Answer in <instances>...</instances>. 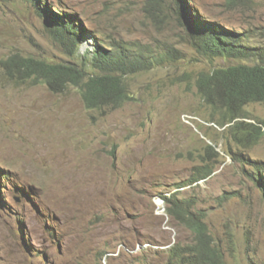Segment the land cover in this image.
Returning <instances> with one entry per match:
<instances>
[{"label":"rangeland","instance_id":"obj_1","mask_svg":"<svg viewBox=\"0 0 264 264\" xmlns=\"http://www.w3.org/2000/svg\"><path fill=\"white\" fill-rule=\"evenodd\" d=\"M62 1L92 32L79 56L50 39L34 8L0 0V61L19 53L82 64L100 41L172 62L130 75L136 100L103 116L76 89L56 95L0 71V173L10 177L0 181V264H171L172 247L195 242L161 202L175 191L204 215L227 264H264V186L245 163L264 166V136L253 148L229 145L195 87L200 71L231 62L188 43L173 0ZM187 1L208 21L264 27V0ZM247 111L264 121V105ZM203 166L214 172L196 181Z\"/></svg>","mask_w":264,"mask_h":264},{"label":"trees","instance_id":"obj_2","mask_svg":"<svg viewBox=\"0 0 264 264\" xmlns=\"http://www.w3.org/2000/svg\"><path fill=\"white\" fill-rule=\"evenodd\" d=\"M20 1L34 8L39 16H45L50 39L60 45L67 56L80 55L82 44L92 32L85 28L78 13L68 10L62 0ZM173 2L188 43L207 59L231 62L228 66L202 70L195 78L197 93L210 111L209 123L224 128L229 145L253 148L264 136V121H256L247 111L252 104L264 105V46L261 42L264 41V27H227L202 18L187 0ZM233 2L229 0L230 4ZM134 52L136 50L127 45L106 47L98 41L93 52L83 54L82 64L14 53L0 61V71L17 85H44L56 95L76 89L85 108L103 116L109 110L121 109L136 100L127 80L130 75L172 62L168 53L156 54L150 59ZM209 148L217 154L213 147ZM229 153L238 160L235 151ZM245 163L251 170L250 179L262 188L263 163L257 160ZM213 172V167L203 166L195 180L207 179ZM1 179L9 181L10 177L0 173ZM161 198L169 216L195 234L194 243L171 248V264H227L222 248L203 220L204 215L181 200L179 191L169 197L161 195Z\"/></svg>","mask_w":264,"mask_h":264},{"label":"clouds","instance_id":"obj_3","mask_svg":"<svg viewBox=\"0 0 264 264\" xmlns=\"http://www.w3.org/2000/svg\"><path fill=\"white\" fill-rule=\"evenodd\" d=\"M214 125V124H213ZM224 129V128H223ZM178 190H180V189H178ZM176 192V191H175ZM173 192H165V193H163V195L164 196H171V194H172ZM163 199V198H162ZM161 202H163V204L165 203V201H164V199L163 200H161ZM162 204V203H161ZM166 204V203H165ZM166 209H167V206H166Z\"/></svg>","mask_w":264,"mask_h":264},{"label":"built area","instance_id":"obj_4","mask_svg":"<svg viewBox=\"0 0 264 264\" xmlns=\"http://www.w3.org/2000/svg\"><path fill=\"white\" fill-rule=\"evenodd\" d=\"M189 117V116H188Z\"/></svg>","mask_w":264,"mask_h":264}]
</instances>
